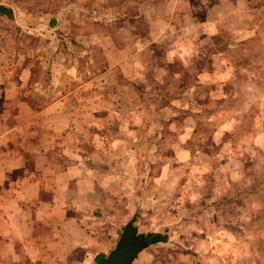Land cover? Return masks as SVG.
Listing matches in <instances>:
<instances>
[{"label": "rangeland", "instance_id": "1", "mask_svg": "<svg viewBox=\"0 0 264 264\" xmlns=\"http://www.w3.org/2000/svg\"><path fill=\"white\" fill-rule=\"evenodd\" d=\"M0 6L9 123L35 130L45 110L61 157L68 146L94 183L107 179L86 199L91 237L113 228L110 253L167 236L130 264H264V0ZM118 213L121 225L104 222ZM78 252L70 262L88 264Z\"/></svg>", "mask_w": 264, "mask_h": 264}, {"label": "crops", "instance_id": "2", "mask_svg": "<svg viewBox=\"0 0 264 264\" xmlns=\"http://www.w3.org/2000/svg\"><path fill=\"white\" fill-rule=\"evenodd\" d=\"M56 22L53 18L48 24L53 27ZM0 86V264H76L70 256L78 250L80 257L88 255L84 259L88 264H95L98 256L106 258L111 246L106 230L113 228L106 224L103 234L99 231L91 237L94 234L88 233L84 219L86 199L94 188L108 186L107 179L102 174L101 183H94L90 168L75 160L71 151L66 153L68 146L61 157L54 144L58 128L49 125L42 130L45 110L34 113L41 126L35 130L27 122L9 123L13 114L7 106L15 103L13 85L0 82ZM19 108L22 118L27 117L26 106L21 103ZM257 134L246 137L254 142ZM90 214L98 217L99 212ZM119 214L104 222L121 225Z\"/></svg>", "mask_w": 264, "mask_h": 264}, {"label": "water", "instance_id": "3", "mask_svg": "<svg viewBox=\"0 0 264 264\" xmlns=\"http://www.w3.org/2000/svg\"><path fill=\"white\" fill-rule=\"evenodd\" d=\"M145 247L141 240L130 244L126 239L115 250L109 253L102 264H130L140 248Z\"/></svg>", "mask_w": 264, "mask_h": 264}, {"label": "trees", "instance_id": "4", "mask_svg": "<svg viewBox=\"0 0 264 264\" xmlns=\"http://www.w3.org/2000/svg\"><path fill=\"white\" fill-rule=\"evenodd\" d=\"M0 15L9 17L11 15V11L5 7L0 6ZM167 240V236L160 233H146L141 237V241L145 247L149 245H155L159 243H165ZM104 256H98V259L95 261V264H102L105 261Z\"/></svg>", "mask_w": 264, "mask_h": 264}, {"label": "flooded vegetation", "instance_id": "5", "mask_svg": "<svg viewBox=\"0 0 264 264\" xmlns=\"http://www.w3.org/2000/svg\"><path fill=\"white\" fill-rule=\"evenodd\" d=\"M129 235H130V234H129ZM133 240H134L133 237H131V238L129 237V238H128V242L130 241V244L133 243Z\"/></svg>", "mask_w": 264, "mask_h": 264}]
</instances>
